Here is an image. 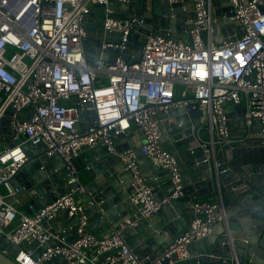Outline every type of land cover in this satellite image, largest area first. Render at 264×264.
<instances>
[{
    "label": "built area",
    "instance_id": "obj_1",
    "mask_svg": "<svg viewBox=\"0 0 264 264\" xmlns=\"http://www.w3.org/2000/svg\"><path fill=\"white\" fill-rule=\"evenodd\" d=\"M110 1L129 3L0 0V237L6 235L19 247V253L11 256L18 264H43L59 256L63 264H188L198 256L191 251V244L226 220L227 207L218 193L214 199L194 200L189 229L160 256L141 259L128 246L123 232L152 220L166 199H154L155 186L139 164L138 149L154 165L169 171L170 197L178 198L183 196L184 168L161 141L172 110L189 111L190 104L196 103L193 109L200 114L190 121L208 157L218 146L237 143L230 138L228 113L233 110L229 105L245 106L246 135L250 136L257 124L264 145V0H229L230 5L219 4V15L213 0H188L196 14L186 21L193 26L186 31L190 42L181 35L173 39L152 32L142 37L144 46L135 62L122 56L108 61L101 57L99 64L92 66L85 50V41L91 36L86 17L95 5ZM168 2H181L184 8V0ZM228 20L242 26L244 33L235 31L217 43L221 31H215L214 26ZM136 22L141 24L135 17L107 18L104 27L120 30L121 42H103L101 56L107 47L127 49ZM81 114L85 115L84 130ZM4 118H8V127L1 125ZM133 132H143V142L118 152L116 146L129 140ZM113 134L124 137L114 141ZM19 138L22 142L10 145ZM27 143L44 144L45 154L59 156L68 170L65 194L38 210L29 205L31 213L21 210V193L13 184L29 161L23 148ZM98 145L117 154L130 173L134 188L130 198L136 208L107 236L89 228L86 208L96 203L83 185H73L80 181V171L72 160H79L85 149ZM65 210L70 217H79L73 241L62 237L66 229L55 233L44 226ZM49 238L57 243L47 246Z\"/></svg>",
    "mask_w": 264,
    "mask_h": 264
},
{
    "label": "water",
    "instance_id": "obj_2",
    "mask_svg": "<svg viewBox=\"0 0 264 264\" xmlns=\"http://www.w3.org/2000/svg\"><path fill=\"white\" fill-rule=\"evenodd\" d=\"M184 1V8L181 2L170 4L168 0H129V3L110 1L108 4L95 5L86 17V30L91 33L90 38L85 41L89 64L97 66L101 57L108 61L118 56L135 62L141 56L144 46L142 37L152 32L163 36L170 35L173 39H178L181 35L184 41L190 42L191 37L186 31H190L193 26L186 21L195 18L196 14L191 3ZM220 3L229 4L230 1L213 0L217 15L220 14ZM262 10L264 11V6ZM134 17L141 21V24L136 22L130 30L128 48L120 51L107 47L105 54L101 56L103 42H121V31L106 29L105 20H127ZM222 26L224 28L221 29ZM214 29L221 31L215 38L217 43L235 31L244 33L242 26L237 27L229 20L216 24ZM201 35L204 37L205 33L202 32ZM194 106L196 107V103H191L189 111L185 108L171 111V123L161 140L163 148L174 155L184 168L183 196L170 197L173 185L169 171L154 165L138 149L140 166H152L149 180L154 183L157 177L161 181L154 187V199L166 201L156 214L158 218L152 221V226L146 230V237L143 238L137 232L131 234L125 231L123 235L126 242L141 259H155L189 229L190 216L195 213L192 206L195 197H204L216 192L227 207V218L219 222L209 235L196 241L199 254L188 260V264H264V145L261 129L255 124L250 136H247L245 106L234 105V110L228 113V117L231 119L230 138L237 140V143L216 147L209 158L205 148L200 145L190 121L198 118L200 114L197 109H193ZM86 114H92L94 117V113ZM84 117L85 115L81 114L83 130ZM254 121L256 123L258 119ZM178 123H181V126ZM1 125L8 127V118H4ZM133 130L137 131L138 127L134 126ZM139 136L143 142L145 134L139 132ZM123 137V134L112 135L114 141ZM20 142L22 138L10 142V145L14 146ZM139 145L129 139L118 144L116 150L122 152ZM23 148L29 156V161L18 171L13 184L19 189L23 199L33 206L34 210H38L65 194L68 170L59 156L49 157L45 154L44 144L34 146L27 143ZM86 155L88 163L83 172L79 160L73 159L72 162L80 171V181L73 185H83L86 194L96 203L86 211L89 216H93L89 228L97 232L98 225L102 223L117 227L136 212L130 198L134 192L130 173L124 169L118 155L110 154L106 147L95 146L87 150ZM234 187L239 190L233 191ZM79 195L78 193L76 196ZM65 212L68 213L67 210ZM74 218L78 222L79 217L76 215ZM54 222L55 218L50 219L44 222V226L49 229ZM56 243L55 239L49 238L46 245ZM18 253L19 247L6 235L0 237V264H18L11 257ZM43 264H63V257H54Z\"/></svg>",
    "mask_w": 264,
    "mask_h": 264
},
{
    "label": "crops",
    "instance_id": "obj_3",
    "mask_svg": "<svg viewBox=\"0 0 264 264\" xmlns=\"http://www.w3.org/2000/svg\"><path fill=\"white\" fill-rule=\"evenodd\" d=\"M229 108L231 110H234V105H229ZM167 129H168V127H167ZM203 135L206 138L207 135H206L205 132H204ZM128 139H133L134 142H135V144H137V145L141 144V139H140V136H139L138 132H133L129 136ZM87 150H89V149H85L83 151V153L81 154L80 158H79L80 163L82 165H84V166H87V163H88V157L86 155ZM142 169H143L144 173L147 176L149 175V173L152 172V166L144 167ZM155 179L156 180L153 183L154 186L160 184V182H161L160 179H158L157 177H155ZM208 197H215L216 198L217 197V193L215 192L213 194H209V195L204 196V197H195L196 198L195 200H199L200 201L201 199H205V198H208ZM20 200H21V205H20L21 210L24 211V212H26V213H29V209H28L29 204L23 199L22 196H21ZM90 208H92V206H87L86 211L89 210ZM193 217H194V214H192L190 216V219H189L190 222L193 219ZM54 218H55V222L51 225V227L49 229L52 230L55 233H59L62 230L66 229V232L62 234V237L66 241H73L75 239V231H74V228H75V225L77 223V220L74 217H70L68 215V213H66L65 211H61ZM89 218H90V222H91L93 220V216L91 215V216H89ZM157 218L158 217L155 215L152 218L153 220H150V219L149 220H144L143 222H141V224L137 228H135L134 230H131L129 232L131 234L137 232V233H139V235H141L143 238H145L146 237V235H145L146 234V230H148L149 227L152 226V221H154ZM218 223L215 224L214 228L219 225ZM113 229H114V227L112 225H110L108 223H102V224H99L98 225V230L99 231H97L95 233L97 235H99V236H107V235H109L113 231ZM138 229H142V230L139 231ZM190 248H191V251L193 253L199 254V252L197 250V247H196V242L193 243V244H191Z\"/></svg>",
    "mask_w": 264,
    "mask_h": 264
},
{
    "label": "trees",
    "instance_id": "obj_4",
    "mask_svg": "<svg viewBox=\"0 0 264 264\" xmlns=\"http://www.w3.org/2000/svg\"><path fill=\"white\" fill-rule=\"evenodd\" d=\"M82 165V164H81ZM85 168L84 165H82V168H81V172H83V169ZM215 197H208V198H205V199H201L200 201H206V200H210V199H214Z\"/></svg>",
    "mask_w": 264,
    "mask_h": 264
},
{
    "label": "rangeland",
    "instance_id": "obj_5",
    "mask_svg": "<svg viewBox=\"0 0 264 264\" xmlns=\"http://www.w3.org/2000/svg\"><path fill=\"white\" fill-rule=\"evenodd\" d=\"M204 133V132H203Z\"/></svg>",
    "mask_w": 264,
    "mask_h": 264
}]
</instances>
